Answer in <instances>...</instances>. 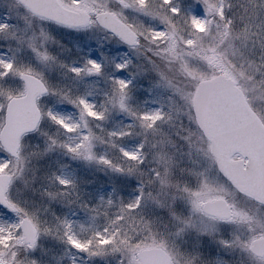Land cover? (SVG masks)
<instances>
[{
  "label": "snow or ice",
  "instance_id": "snow-or-ice-1",
  "mask_svg": "<svg viewBox=\"0 0 264 264\" xmlns=\"http://www.w3.org/2000/svg\"><path fill=\"white\" fill-rule=\"evenodd\" d=\"M0 264H264V0H0Z\"/></svg>",
  "mask_w": 264,
  "mask_h": 264
}]
</instances>
